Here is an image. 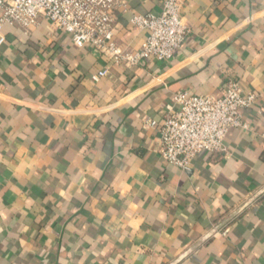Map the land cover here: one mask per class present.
<instances>
[{
    "label": "crops",
    "instance_id": "obj_1",
    "mask_svg": "<svg viewBox=\"0 0 264 264\" xmlns=\"http://www.w3.org/2000/svg\"><path fill=\"white\" fill-rule=\"evenodd\" d=\"M126 0L115 40L138 50ZM190 34L168 62L116 65L46 20L0 46V264H264V0H179ZM108 75L99 83L93 76ZM257 94L227 154L165 163L160 133L177 92ZM228 230L227 235L222 232Z\"/></svg>",
    "mask_w": 264,
    "mask_h": 264
},
{
    "label": "built area",
    "instance_id": "obj_2",
    "mask_svg": "<svg viewBox=\"0 0 264 264\" xmlns=\"http://www.w3.org/2000/svg\"><path fill=\"white\" fill-rule=\"evenodd\" d=\"M125 6L126 0H0V46L7 40L6 26L30 36L46 20L55 33L70 38L76 48L90 46L116 65L137 68L149 58L159 62L175 58L190 34L180 14V1L163 0L160 14L132 17V25L145 33V40L135 51L120 46L114 38V12ZM107 75L108 71L102 70L92 79L99 83ZM257 99V94L244 92L236 82L228 83L219 97L177 92L161 125L147 120L150 127L159 130L162 160L186 170L199 154H227L229 132L250 129L243 115Z\"/></svg>",
    "mask_w": 264,
    "mask_h": 264
}]
</instances>
